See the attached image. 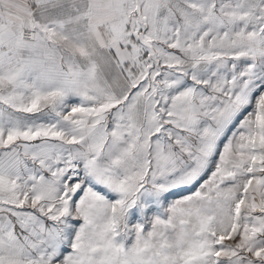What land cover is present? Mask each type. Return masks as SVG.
Here are the masks:
<instances>
[{
	"label": "snow or ice",
	"instance_id": "snow-or-ice-1",
	"mask_svg": "<svg viewBox=\"0 0 264 264\" xmlns=\"http://www.w3.org/2000/svg\"><path fill=\"white\" fill-rule=\"evenodd\" d=\"M0 264H264V0H0Z\"/></svg>",
	"mask_w": 264,
	"mask_h": 264
}]
</instances>
